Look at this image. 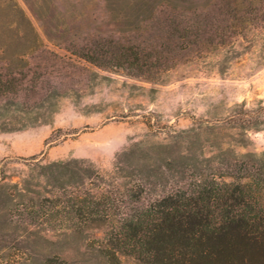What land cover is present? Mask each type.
I'll return each instance as SVG.
<instances>
[{"label": "rangeland", "instance_id": "374dc122", "mask_svg": "<svg viewBox=\"0 0 264 264\" xmlns=\"http://www.w3.org/2000/svg\"><path fill=\"white\" fill-rule=\"evenodd\" d=\"M213 4L0 0V125L12 129L0 131V173L19 182L35 158L83 160L109 174L133 150L124 173L170 179L262 154L264 126L240 125L241 104L250 115L264 101V36L247 35L251 42L239 39L234 51L214 40L198 51L180 38L194 15L215 12ZM132 52L149 71L130 64ZM13 210L0 204V264H107L106 224L53 232Z\"/></svg>", "mask_w": 264, "mask_h": 264}, {"label": "trees", "instance_id": "16d2710c", "mask_svg": "<svg viewBox=\"0 0 264 264\" xmlns=\"http://www.w3.org/2000/svg\"><path fill=\"white\" fill-rule=\"evenodd\" d=\"M213 7V15H194L190 29L182 28L183 42L201 51L214 40L220 49L234 51L239 39L264 36V0H215ZM129 56L136 70H150L137 63V53ZM244 106L240 127L264 126V101L250 115ZM9 126L2 121L0 131H11ZM132 154L117 158L109 174L83 160L42 164L31 158L19 182L0 173V204L13 207L21 221L45 224L53 232L80 233L106 224L101 246L107 264H120L118 255L140 264H264V152L170 179L131 178L122 163ZM47 264L68 262L48 258Z\"/></svg>", "mask_w": 264, "mask_h": 264}]
</instances>
